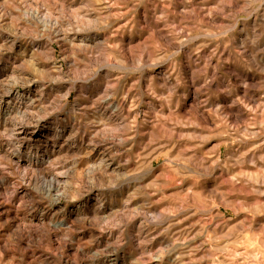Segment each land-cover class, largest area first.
Segmentation results:
<instances>
[{"label": "clouds", "instance_id": "9594fccd", "mask_svg": "<svg viewBox=\"0 0 264 264\" xmlns=\"http://www.w3.org/2000/svg\"><path fill=\"white\" fill-rule=\"evenodd\" d=\"M0 264H264V0H0Z\"/></svg>", "mask_w": 264, "mask_h": 264}]
</instances>
